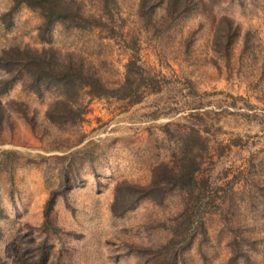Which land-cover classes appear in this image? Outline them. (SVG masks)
<instances>
[{
    "label": "rangeland",
    "instance_id": "rangeland-1",
    "mask_svg": "<svg viewBox=\"0 0 264 264\" xmlns=\"http://www.w3.org/2000/svg\"><path fill=\"white\" fill-rule=\"evenodd\" d=\"M141 1L118 0L112 29L55 25L50 45L83 55L108 81L122 78L128 46H135L138 63L160 78L157 91L141 89L136 103L84 97L79 122L45 126V133H33L9 109L11 123L0 132L2 264H163L167 245L185 230L191 240L178 264H264V0H199L191 13L163 22L159 40L137 15ZM9 4L0 0V15ZM222 16L239 29L229 58L212 50ZM38 23L23 7L9 14L7 29L0 21V48L47 45L36 38ZM52 96L38 98L15 83L0 101L22 100L42 121ZM188 129L200 156L195 176L201 197L191 210L199 227L183 226L178 191L161 204L141 199L113 216L115 183L145 184L153 165L175 162ZM55 188L63 197L56 196L45 217V200ZM233 239L248 262L229 260Z\"/></svg>",
    "mask_w": 264,
    "mask_h": 264
},
{
    "label": "trees",
    "instance_id": "trees-1",
    "mask_svg": "<svg viewBox=\"0 0 264 264\" xmlns=\"http://www.w3.org/2000/svg\"><path fill=\"white\" fill-rule=\"evenodd\" d=\"M142 1L144 3L137 4V15L140 16L142 25L151 33L150 37L158 40L163 36L165 29L163 22L191 13L199 3V0ZM9 3L8 9L0 15L4 28L7 29L9 26V14L19 8H26L39 18L36 38L40 43L47 45L34 47L27 44H9L0 48V94L9 90L13 84L19 83L22 90L38 98L47 93H52L53 96L43 109L42 121L36 120V109H30L22 100L12 99L6 103L0 101V132L11 123L10 108L33 133L36 134L38 130L45 133V126L60 127L79 122L86 112V102H82L84 97L127 98L130 102L136 103L141 98V89L150 88L157 91L160 88V78L138 63L135 46H128L131 52L123 65L122 78L108 81L92 68L83 55L70 50L61 51L50 45L51 31L55 25L67 30H84L91 27L112 29L115 20L119 19L118 0H9ZM159 4L163 5V12L158 16L156 9ZM238 33L237 25L226 16H222L212 34V50L229 58ZM246 34L245 31L242 47L246 46ZM28 108L32 111L29 112ZM169 125L167 122L163 127ZM180 136L181 150L177 160L171 163L161 161L153 165L145 184L127 180L115 183L109 204V211L113 216H120L141 199L161 204L174 191H178L181 193L182 207L179 216L182 218L183 226L188 228L191 223L199 227L198 222L191 218L193 203L195 204L201 197L195 176L200 156L196 150H192L196 134L192 129H188ZM63 193L64 190L58 188L51 191L45 200L43 211L45 217L52 208L56 196L59 194L63 197ZM46 223L47 228L59 231L57 225L51 224L50 221ZM199 223L201 227V222ZM191 235V231L185 230L177 240L174 237L171 239L172 243L167 245V248L170 246L171 249L168 250L169 259L166 258L163 264H178L180 259L177 255L190 243ZM234 241L233 239L230 242L234 246L231 248L229 260L235 261L242 257L244 262H248L249 256L247 254L242 256Z\"/></svg>",
    "mask_w": 264,
    "mask_h": 264
}]
</instances>
